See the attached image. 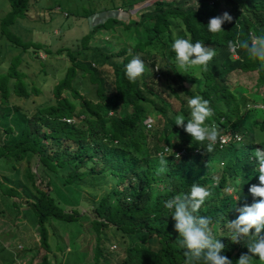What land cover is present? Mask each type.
I'll return each mask as SVG.
<instances>
[{
  "label": "trees",
  "instance_id": "1",
  "mask_svg": "<svg viewBox=\"0 0 264 264\" xmlns=\"http://www.w3.org/2000/svg\"><path fill=\"white\" fill-rule=\"evenodd\" d=\"M36 1L9 0V8L0 15L2 32L22 49L30 45L47 48L46 44L36 40L22 39L8 27L16 17L28 14L29 5ZM75 1L72 7L65 6L74 16H87L95 11L117 7L128 14L126 19L106 16L102 21L93 23L78 40L81 47L97 49L105 58L111 67L112 80L106 81L97 76L94 80L96 96L90 98L72 84L74 67L68 66L63 76L52 83L49 93L35 102L30 95L39 90L26 84L22 72L13 68L14 63L8 65V72H2L0 76V104L11 101L8 89L10 76H13V94L24 103L32 104L20 110L16 117H11L16 134L0 142V157L16 169V163L20 160L28 161L35 157L34 169L26 166L24 172L29 183L27 185L35 195L26 197L14 185L0 181V199L5 202L20 196L31 207L39 229V246L47 250L45 221L48 218L75 221L79 217L76 209L65 210L58 203V198L64 204H70L72 199L65 196L62 189L70 190L71 184L82 183L92 190L88 198L92 214L87 215L95 238L92 264H184L183 250L176 244L178 233L174 230L175 221L164 207L167 200L177 194L189 193L194 183L208 188L212 195L199 214L211 219V228L227 225L226 219H236L239 215L237 208L255 201L242 186L240 191L234 193L235 198L233 193L225 190L227 182L232 187L237 186L229 169L227 149L222 148L224 156H217L220 149L216 148L213 153L205 152L203 146L192 141L190 135L174 124V118L167 115L169 104L153 90L154 77L148 79L150 83L144 79L130 83L125 76V66L137 51H144L143 55L151 58L149 65L152 71L156 64L152 55L158 54L163 59L166 75L181 82L187 76L177 72L175 53L171 49L174 40L185 38L214 48L216 55L209 63L208 70H198L199 76L193 78V82L196 91L210 101L214 111L206 123L217 127L216 119L221 114L228 117L231 109L237 108L235 93L228 88L231 77L233 83L237 80L254 88L262 84L259 100L264 102V70H258L260 62L249 57L244 50L232 57L227 46L228 41L235 40L237 36L242 40H252L264 34V0H187L189 4L186 6H183L186 0H152L141 6L135 16L130 11L137 2L144 0ZM53 3L59 4L55 0ZM224 10L232 16V21L224 23L221 33L208 32L206 26L209 19L222 15ZM116 29L123 30L122 38L125 33L130 35L132 43L115 46L106 41V37L117 33ZM94 37L99 44L91 46ZM70 59L76 64L72 56ZM81 64L82 61L76 65ZM247 73L252 75L250 80L245 76ZM168 77L165 76L167 81ZM167 85L172 88L170 81ZM155 98L159 105H155ZM151 102L154 103V123L145 127L142 122L147 117L144 108ZM5 112L9 110L3 111L0 116L3 117ZM181 113L186 120L189 118L183 108ZM233 115L236 117L234 126H239L246 136L251 137V125L247 118V122H244ZM82 116L84 124H75L74 121L81 120ZM7 127L10 129L12 126ZM46 138L49 139L48 144L43 142ZM163 141L175 149L183 147V152L179 158L173 154L168 156L167 172L158 174L160 165L155 151L161 149ZM194 147H198V154L190 155ZM221 161L217 175V165ZM86 162H90L87 168L79 170V166ZM98 176L108 178L111 184L97 195L93 182ZM41 179H45L44 185L40 184ZM51 190L56 197L50 193ZM12 204L15 208H10L6 203L3 205L11 214L16 210L14 200ZM106 227L118 229L125 236H142L147 241L145 244L128 241L122 248V256L112 263L104 256L106 242L100 234ZM227 231V237L218 238L225 246L221 254L236 264L239 256L247 253L246 241L232 242L229 229ZM10 236L14 237L12 234ZM8 262L15 264L12 258ZM33 264H47L46 254L43 252L38 262ZM256 264H260L258 259Z\"/></svg>",
  "mask_w": 264,
  "mask_h": 264
},
{
  "label": "rangeland",
  "instance_id": "2",
  "mask_svg": "<svg viewBox=\"0 0 264 264\" xmlns=\"http://www.w3.org/2000/svg\"><path fill=\"white\" fill-rule=\"evenodd\" d=\"M55 1L59 3L58 5L63 9H65V6L72 7L76 2L75 0ZM151 1L152 0H144L137 2L130 11L132 12L131 14H136L141 6L149 4ZM188 4L186 0L183 6ZM44 5L49 7L43 8L42 6ZM54 5L53 0H37L29 5L28 14L23 17H16L12 23L8 24L10 31L19 35L22 39L36 40L46 44L47 48L30 45L22 49L20 45L13 44L10 39L5 36L0 27V76L2 72H8V65H10V63H14L13 68L22 72V78L25 80L26 84L33 85L36 90H39L38 93L31 92L30 95L36 102L49 93V88L52 83L63 76L68 66H73L72 84L84 95L94 98L96 96L94 87L95 78L101 76L106 81L111 82V67L105 58L99 54L97 49L81 47L78 43L79 37L86 32L93 23L100 21L108 15L113 14L116 17L126 19L128 14L122 9H114L113 11H95L87 16H74L65 9L67 14L63 16V13L53 8ZM9 6V0H0V15L3 14ZM116 30L117 33L115 35H109L105 40L113 43L115 46L132 43L130 35L125 33L122 38L121 35L123 30ZM95 44H99L96 37L90 42L91 46ZM80 48L83 50H80ZM143 53L144 51H137L132 56V58L139 56L145 64V73L137 81L144 79L147 83H150L148 79L154 77L153 90L161 99L169 104L166 112L167 115L174 118L175 115L182 114L181 108L189 115L187 100L195 95H199L193 82V78L199 76L198 69L190 70L189 73L185 75L187 79L178 82L166 75L163 67V59L160 58L158 54L152 55V57H154V63H156V69H154V71L152 69L151 71L149 65L151 58L146 57ZM70 56H72L76 64L81 61L82 64L77 66L72 62ZM12 57H14V59L11 60ZM165 76H167L168 81L171 82L172 88L168 87V81L165 79ZM245 76L250 80L252 75L251 73H247ZM12 78L13 76H10L8 79L11 101L6 104H0V114L3 111L9 110V112L3 113V117L0 116V142L9 140L16 134V129L13 126L11 117H16L20 110L32 104V102L24 103L13 94L11 89ZM239 78L241 79V77ZM232 79L233 77H231V81L228 83V88L235 93V101L238 104V115L244 114L251 125L253 149L264 147L262 146V144H264V118L262 119L264 111L257 108H248L254 101L259 100V96L262 93V84L254 88L252 86H246L242 82L239 83L237 80L233 83ZM155 101L157 103L155 105L160 104L156 98ZM152 104L154 103L151 102L144 108L145 114H147L152 121L151 125L154 123V107ZM74 123L83 125L84 117L82 116L81 120L76 119ZM8 125L12 127L8 129ZM156 126L158 128L160 127V125ZM147 141H150L149 138ZM43 142L48 144L49 139L46 138ZM241 144L245 145L246 142L243 141ZM225 148L227 149L228 156L233 155L234 149L232 146L227 145ZM223 152L224 149H220L217 156L223 155ZM2 159L3 158L0 157V181L7 185H14L17 190L21 191L26 197H34V191L27 185L29 183L26 182L24 172L26 166L34 169L35 157L33 156L28 161L20 160L16 163L18 169L11 167L8 161ZM89 164L90 162L81 164L79 170L86 169ZM218 164L217 168L220 170L222 162ZM230 166L231 162L229 161V167ZM218 169L216 172L217 175L219 173ZM40 184L44 185L45 179H41ZM74 184L70 185V190L62 189L64 195L72 199L70 204H64L61 199L57 198L59 200L58 203L63 206L65 210H69L70 208L76 209L77 213H79V217H76L75 221L54 218H48L45 221L47 227V245L49 248L47 250L39 246V229L34 221L31 207L21 200L20 196L7 199L5 202L0 199V244L2 246L0 249V264H9L8 261L10 258L14 259L15 264H33L34 262H38L43 252L46 254L47 264H92L95 238L94 231L87 219V215L92 214L91 203L88 200L92 190L81 185L82 183L75 182ZM93 184L94 190H97L96 194L98 195L111 184V181L108 178H100V176H98ZM225 184L230 183L227 182ZM229 188L230 187L227 186L225 190L229 192ZM50 193L56 197L52 190ZM95 198L96 197H94V199ZM12 200L16 203V210H13V215L3 207L4 203L10 208L14 207ZM234 219L235 218L232 217L225 221L230 222ZM214 227L211 228L212 231ZM227 230V225L223 224V227L219 226L216 228L215 235L217 238L221 236L227 237L229 234ZM10 234L14 235V237H11ZM100 234L105 238L106 242V246H104V256L108 258L109 261L111 260L112 263L116 262L122 256V248L128 241L138 244H145L147 241V238L144 240L142 236H133V234L127 235V237L122 234L121 231L113 227L103 228Z\"/></svg>",
  "mask_w": 264,
  "mask_h": 264
},
{
  "label": "clouds",
  "instance_id": "3",
  "mask_svg": "<svg viewBox=\"0 0 264 264\" xmlns=\"http://www.w3.org/2000/svg\"><path fill=\"white\" fill-rule=\"evenodd\" d=\"M53 8L63 13V16L67 14V11L58 4ZM114 9L121 8H107L100 12ZM232 19L228 12L212 17L206 26L207 30L212 34L221 33L224 31L222 28L224 23L231 22ZM227 46L232 57H236L240 50H244L249 57L260 62L258 70H264V34L252 40H242L237 36L235 40L228 41ZM171 49L175 53L177 72L182 75H187L190 70L196 69L207 71L209 63L216 55L214 48L205 47L200 41L193 43L185 38L175 39ZM144 73L145 64L139 56L133 57L125 66V76L130 83H135ZM187 105L189 118L186 120L183 114H177L174 117V124L190 135L192 141L203 146L207 153H213L215 148L232 146L234 153L230 156L229 169L234 175V180L237 181V186L226 184L230 187L228 191L233 193L235 198L234 193L240 191L242 186L255 201L251 205L237 208L236 211L239 213L237 218L227 222L232 242L240 243L241 239L246 241L247 253L241 254L236 264H256L257 259L260 264H264V147L253 149L252 136H246L239 126H234L236 117L233 114L244 122L246 119L244 114L238 115V104L236 109H231L230 116L227 117L223 113L216 119L217 127L206 123L214 115L209 100L201 95H195L187 100ZM250 105L248 108L264 110V102L260 100ZM142 122L145 127H149L152 121L147 116ZM243 141L246 142L245 145L241 144ZM182 149L183 147L175 149L167 141H163L161 149L155 151L160 165L158 174L167 172L169 163L167 157L173 154L174 157L179 158ZM167 153L169 155L166 156ZM194 154H198V147L191 149L190 155ZM234 168L235 172L232 171ZM211 195L212 192L208 188L194 183L189 193L177 194L164 203V207L175 221L174 230L178 233L176 244L183 250L184 264H232L227 256L221 254L225 246L213 234L210 227L211 219L199 214ZM238 199L237 194L236 200Z\"/></svg>",
  "mask_w": 264,
  "mask_h": 264
},
{
  "label": "built area",
  "instance_id": "4",
  "mask_svg": "<svg viewBox=\"0 0 264 264\" xmlns=\"http://www.w3.org/2000/svg\"><path fill=\"white\" fill-rule=\"evenodd\" d=\"M154 69H156V64L153 66V71H154ZM158 76V75H157ZM148 124V123H147Z\"/></svg>",
  "mask_w": 264,
  "mask_h": 264
}]
</instances>
